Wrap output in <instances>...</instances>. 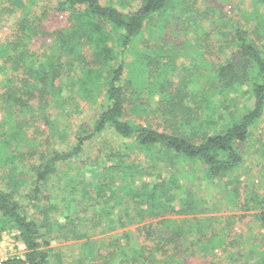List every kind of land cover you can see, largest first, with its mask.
<instances>
[{"label": "rangeland", "instance_id": "rangeland-1", "mask_svg": "<svg viewBox=\"0 0 264 264\" xmlns=\"http://www.w3.org/2000/svg\"><path fill=\"white\" fill-rule=\"evenodd\" d=\"M42 1L39 5L46 3ZM249 4V0L239 3L236 0H186L182 8L176 2L172 8L153 17L148 30L136 43L149 52L145 58L150 57L143 74L141 67L137 69L136 80L148 86L155 74L161 75L164 79L162 90L169 93L168 99L177 101V105L168 106L175 114L164 106L159 90L151 87L149 91L134 92V74L127 70L131 82L125 118L134 124L172 132L183 115L179 107L192 105L198 112L194 119L196 126L212 132L217 128L224 129L229 119L237 118L251 107L252 100L244 86L237 92L208 97L204 96V89L209 85L202 84L201 91L197 88V80L193 82L198 72L213 73L214 67L232 56L233 50L229 46L231 24L242 21L240 13L250 7ZM31 9L32 13H41L37 5ZM41 20L40 26L46 36L36 35L28 44L32 53L29 65L36 67H40L51 53V38L47 33L70 25L67 12L60 13L51 7ZM13 28L14 19L9 17L0 24V39H4ZM113 45L119 49L120 42L114 41ZM126 58L130 63L136 59L129 51ZM71 59L64 58L65 61ZM112 68V65L108 66L103 74L108 76ZM62 69L66 70L60 67ZM74 79L63 78L61 96L48 95L46 100L37 96L30 99L25 107L12 105L6 108L0 100V188L18 197L25 212L41 226L49 240L50 264H173L174 260L177 264L262 263L264 228L255 220V210H245L240 203L244 202L247 187L251 186L247 184L249 180L256 184L259 182L257 190L264 192L261 174L264 171V113L251 127L247 141L240 146L243 161L229 180L226 178L213 183L198 163L192 165L177 160L175 165H170L163 159L165 157L161 159L155 155L157 151L135 150L123 157L125 165L133 166L132 178L121 180L119 173L110 182L112 174L107 165L111 162L104 153L121 150L124 143L109 131L86 141L78 155L58 165L34 197L36 168L48 155L69 150L77 143L78 135L90 132L105 105V98L100 93L104 88L102 85L88 96H82L76 90L78 86ZM15 81L16 77L12 76V82ZM63 81H68L69 86ZM152 85L155 88L160 86L158 81ZM197 90L201 93L198 96L200 100L193 105L186 98ZM179 92H183L184 98ZM134 104L138 106L134 107ZM211 107L215 108L214 112ZM188 127H181L182 133L188 132ZM171 173L177 176L182 187L178 192L190 208L187 211L190 214L184 215L188 218L212 216L215 219L214 233L224 234L225 250L217 248L213 254L204 253L201 248L212 239L198 229L199 235L194 232V235L186 237L185 247L176 252L173 261L163 260L166 256L158 250V243L165 241L161 236H166L168 231L164 228L159 234L160 227H151L149 231L147 228L158 219L174 215L161 210L159 215L152 216L149 211L136 216L137 209L129 204V198L121 204L124 193L138 197L140 190H148L154 182L166 184ZM126 179L133 184L127 187ZM101 183H109L112 190L107 187L101 190ZM125 204L130 211L126 210ZM179 204L177 199V208ZM182 205L180 208L183 209ZM140 207L147 208L145 204ZM154 211L157 213L158 210ZM142 225L146 226L143 231ZM204 227L201 226L202 229ZM136 244L143 257L140 262L133 258ZM24 255L25 246L17 230L14 227L0 230V259L4 261Z\"/></svg>", "mask_w": 264, "mask_h": 264}, {"label": "trees", "instance_id": "trees-1", "mask_svg": "<svg viewBox=\"0 0 264 264\" xmlns=\"http://www.w3.org/2000/svg\"><path fill=\"white\" fill-rule=\"evenodd\" d=\"M38 1L0 0V24L6 22L9 17L14 19L12 31L5 35L4 39H0L1 103L6 108L12 105L25 107L30 99L37 96L42 100H46L48 95L61 96L63 78L69 80L74 77L78 86L76 90L82 96H88L97 86L102 85L104 88L100 93L102 92L105 98V105L94 120L90 132L78 135L77 143L73 147L67 151H54L36 170L34 169L36 173L33 181L34 197L40 191L41 184L58 165L78 155L86 141L109 131L124 143L120 146L121 150L114 152L109 149V153L107 151L104 153L111 162L107 165L112 174L110 182L115 178L114 175L119 173L121 180L132 178L133 166L125 165L123 157L127 156L129 151L135 150L146 153L157 151L158 154L155 155L158 158L165 157L163 159L170 165H175L177 160L192 165L198 163L204 170L205 176L213 183L230 179L233 171L243 161L240 146L247 141L251 127L264 113V6L260 5H264V0H249L250 7L240 13L242 21L232 22L229 41V46L233 50L232 56L214 67L213 73L202 71L193 78V82L197 80L198 90H203L202 84L209 85V88L204 89V96L226 95L237 92L239 87L244 86L249 99L252 100L251 107H247L237 118L229 119L230 122L224 126V129L217 128L212 132L196 126L198 112L192 105H187L185 108L180 105L179 109L183 115L178 127L172 132L134 124L124 116L131 82L127 70H131L134 74L136 82L133 87L134 92H142L146 89L149 91L152 87L159 90L158 94L163 99L164 106L177 105V101L168 99L169 93L162 90L164 79L161 75L155 74L158 77L157 79L153 77L152 81V83L158 81L159 88L153 87L152 83L146 86L147 84L144 85L136 80L137 69L141 67L143 74L147 58H150H145L149 52L139 48L136 43L148 30V24L153 17L172 8L176 2L182 8L186 0H107L105 2L44 0L46 3L43 5H39L42 0L39 3ZM240 1L243 0H236L237 3ZM34 5L40 7V14L32 13L31 8ZM50 7L60 13L67 12L70 25L47 33L51 38V53L40 67L31 66L29 63L32 53L28 44L36 35L46 36L40 24L41 18ZM114 41L120 42L119 49L114 48ZM128 51L136 57L131 63L126 58ZM71 57L70 61L64 60ZM86 60L87 62L84 63ZM110 65L113 68L110 74L105 76L103 71ZM60 67H65L66 70H60ZM12 76H15L17 81L12 82ZM160 76L162 78L159 79ZM64 83L68 81H63ZM198 90L193 91L189 94V98H186L193 105L195 101L200 100L198 96L201 93H197ZM179 94L184 98L183 92ZM136 106L138 105L134 104V107ZM211 109L212 112L215 111L214 107ZM167 110L172 112L169 107ZM190 115L193 117L191 118ZM187 126L189 131L182 133L181 127L187 128ZM261 174L264 178V171ZM127 180L129 179H126L127 187L131 186L133 181ZM178 182L177 176L171 173L166 184L161 181L154 182L148 190L142 192L140 190L138 197L132 196L133 193H124L121 204L124 199L129 198V204L137 209L136 216L149 211L153 213L152 216L159 215L161 210L174 215L172 218L158 219L147 228L149 231L153 227H160L159 234L164 228L168 231L166 236L165 234L161 236L165 241L160 240L158 243L160 245L158 250L166 256L163 260L167 258L173 261L176 252H180L181 248L185 247V239L190 234L194 235L198 229L203 230L204 236L212 239L209 244L201 248L204 253L213 254V250L217 248L225 250L224 234L214 233L215 219L212 216L188 218L184 215V213L190 214L187 212L190 208L178 192L182 190ZM247 184L251 186L247 187L244 202L242 201L240 206L245 210H255L254 218L264 228V192L257 190L259 182L256 184L253 180H249ZM101 185H99L101 190L106 187L111 188L109 183H101ZM177 199L180 206L183 204V209L180 206L177 208ZM144 204L147 208L141 209L140 206ZM23 206L18 197L0 188V230L14 227L25 246L24 257H9L1 264H50L48 237L42 232L39 223L25 212ZM125 207L127 210L126 204ZM154 210H158L157 213H154ZM203 225L205 229L201 228ZM141 229L145 230L146 226L142 225ZM132 252L135 261L140 262L143 259L138 245ZM260 258L261 264H264V256ZM173 264L177 262L174 260Z\"/></svg>", "mask_w": 264, "mask_h": 264}, {"label": "built area", "instance_id": "built-area-1", "mask_svg": "<svg viewBox=\"0 0 264 264\" xmlns=\"http://www.w3.org/2000/svg\"><path fill=\"white\" fill-rule=\"evenodd\" d=\"M3 262V260L2 259H0V264Z\"/></svg>", "mask_w": 264, "mask_h": 264}]
</instances>
